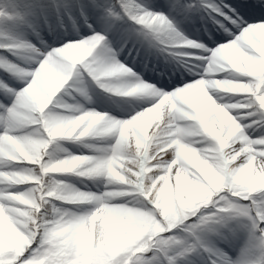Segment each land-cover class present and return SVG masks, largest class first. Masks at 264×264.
Returning <instances> with one entry per match:
<instances>
[{
    "label": "clouds",
    "instance_id": "9594fccd",
    "mask_svg": "<svg viewBox=\"0 0 264 264\" xmlns=\"http://www.w3.org/2000/svg\"><path fill=\"white\" fill-rule=\"evenodd\" d=\"M75 3L101 7L112 27L154 33L147 53L160 78L146 80L118 56L100 62L81 41L57 46L88 23L75 15L0 30V48L12 50L0 53V66L31 77L18 123L0 132V264H132L161 233L215 205L221 210L205 214L225 246L264 264V208L253 199L264 193V23L220 42L209 33L212 47L151 0ZM225 17L218 34L243 20ZM165 77L183 83L167 87Z\"/></svg>",
    "mask_w": 264,
    "mask_h": 264
},
{
    "label": "snow or ice",
    "instance_id": "6c2138e0",
    "mask_svg": "<svg viewBox=\"0 0 264 264\" xmlns=\"http://www.w3.org/2000/svg\"><path fill=\"white\" fill-rule=\"evenodd\" d=\"M131 6L128 3L120 5L122 9ZM149 7L155 12L164 13L169 19L184 20V27L198 26L197 31H188V34L194 39L206 40L212 47H215V43L209 39V33L215 37L216 42H220L234 39L249 25L264 23V0H167L163 5L150 4ZM197 8L199 11H193ZM70 14L77 16L81 21L88 20V23L75 35H66L57 40V46L66 41H81L100 62L115 56L124 63L128 57H133V63L140 58L147 61V46L158 42L150 30L135 35L124 27H112L102 15L101 7L92 4L77 6L75 0L55 8L43 6L37 0H0V30L14 34L27 27L22 23L23 20L39 17L41 23L45 18H50L53 22L67 21ZM225 14L232 18H243L238 26L228 22V27L232 29L228 35L218 34L216 31L218 21L226 19ZM131 22L135 23V20ZM47 39L51 41L52 36L49 35ZM249 39L253 45L259 44L260 37L257 34H250ZM11 52L10 48H0V53L11 55ZM122 55L124 59H121ZM74 58L82 57L76 55ZM23 75L22 71L11 66H0V85L5 86V90L0 91V132L12 130L18 123L17 110L24 95L22 89L31 79H17ZM180 83L183 81L178 84ZM164 84L167 87L177 85H169L167 82ZM261 197H264V193L253 195V199L258 201L257 210L264 208V199ZM252 202L250 200L246 203ZM220 210L219 205L210 206L209 209H202L183 218L177 227L161 233L149 251L136 253L132 264H137V257L142 258L141 264H213L214 261L216 264H237V254L233 255L232 251L239 252V264H247L250 251L236 249L234 245L226 247L219 230L220 225L213 223L205 214ZM252 215L255 216L256 213L253 212ZM260 226L264 227V220L260 221ZM7 245L8 241L5 240V246ZM131 254V251L127 250V255Z\"/></svg>",
    "mask_w": 264,
    "mask_h": 264
},
{
    "label": "rangeland",
    "instance_id": "374dc122",
    "mask_svg": "<svg viewBox=\"0 0 264 264\" xmlns=\"http://www.w3.org/2000/svg\"><path fill=\"white\" fill-rule=\"evenodd\" d=\"M165 3H167V0H151L152 5H163ZM185 28L188 31H197L198 30V26H194L192 28H188L187 26H185ZM133 56H135V53H133ZM123 58H124V56L122 55L121 59H123ZM128 58L133 62V57H128ZM134 64H135V66H133V67L135 68V70L138 72H141L146 80L156 81L157 79L160 78L158 76V70L153 69L154 65H157V68L160 67V65L156 61L155 57L148 58L147 61H145L143 58H140V59L136 60V62ZM129 65H131V64H129ZM164 79L168 80L166 77ZM175 80H180V79L177 77ZM180 82H181V80H180ZM113 111L118 115H123V113L120 112L118 109H113ZM63 143L66 146L72 148L74 151H80L81 150V149L77 148L75 145L71 144L70 142L65 141ZM229 250L232 251L231 249H229ZM232 254L236 255L237 252L232 251Z\"/></svg>",
    "mask_w": 264,
    "mask_h": 264
},
{
    "label": "bare ground",
    "instance_id": "6f19581e",
    "mask_svg": "<svg viewBox=\"0 0 264 264\" xmlns=\"http://www.w3.org/2000/svg\"><path fill=\"white\" fill-rule=\"evenodd\" d=\"M124 59V58H123ZM126 63H129V64H131L132 66H135V64L128 58L127 59V61H126ZM173 84L175 83V84H178L179 83V81H175V82H172ZM116 114V113H115ZM118 115V114H117Z\"/></svg>",
    "mask_w": 264,
    "mask_h": 264
}]
</instances>
